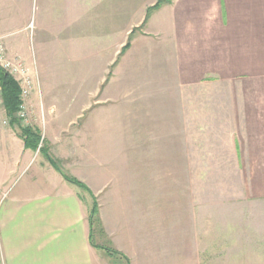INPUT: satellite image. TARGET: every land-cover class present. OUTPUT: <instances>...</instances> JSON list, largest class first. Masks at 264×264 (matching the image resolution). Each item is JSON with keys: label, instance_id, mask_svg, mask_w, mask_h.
<instances>
[{"label": "crops", "instance_id": "crops-1", "mask_svg": "<svg viewBox=\"0 0 264 264\" xmlns=\"http://www.w3.org/2000/svg\"><path fill=\"white\" fill-rule=\"evenodd\" d=\"M149 2L151 0H0V35L8 53L23 59L40 75L43 98L28 104L32 119L39 123L44 117L49 153L64 156L65 172L90 188L88 192L67 181L45 156L47 153H38L35 158L36 149L25 145L22 132L12 123L0 122V264H114L109 252L91 243L89 211L92 193L96 197L123 198L126 192L119 188L109 190L113 184L111 179L98 185L94 183L88 172L98 166L105 168L108 163L95 161L91 148L77 150L73 161L61 143L64 142L61 133L64 124L72 126L83 120L84 128V123L102 122L97 110L106 107L107 102L63 99L57 92L97 91V82H106V68L116 58L112 47V53L106 54L104 60L106 47L99 45L104 41L113 42L117 32L127 30L139 4L143 19ZM169 6L171 40L178 45L183 44L179 41L185 43L180 57L184 56L188 66L196 68L198 74L210 73L206 80H214L211 95L216 97L208 100L200 115L202 139L208 129L223 141L218 144L219 151L225 149L230 159L229 162L226 158L220 159L225 163H220L218 169L257 172V177L250 174L245 178L248 183L244 190L248 193L241 199L259 198L257 201L264 203V191L260 192L263 189L260 184H264V0H173ZM162 9L163 6L155 10L152 17ZM118 42L117 47L123 44L122 40ZM173 55L175 60L179 58L178 52ZM84 57L104 60V64L95 67L96 76L103 73L95 79V85L92 72L86 74L90 77L82 79L74 78L71 70L69 82L62 80L64 61L68 60L67 64L73 66L75 59ZM111 76L117 77L116 73ZM92 133L94 139L101 138L99 131L91 132V137ZM83 157L87 160L83 161ZM22 176H27L26 181L23 178L18 181ZM252 180L259 184L255 186H259L260 196L252 193L255 191L254 185H249ZM104 206L100 204L99 216L109 239L115 248L130 255L126 243L129 230L124 229L123 233L120 226L128 217L121 211L109 216L103 211ZM220 214L221 217L226 215ZM243 215L251 219L240 233V241L251 254L249 264H264V255L259 261L255 260L258 254L253 255L264 252V210L243 211ZM224 245L227 250L229 246ZM231 248L236 250V247ZM154 255L155 252H145L141 256L140 248L137 254L131 255V264H178L176 259L163 261L153 258ZM217 261L226 264L225 259ZM117 264L122 263L119 260Z\"/></svg>", "mask_w": 264, "mask_h": 264}, {"label": "rangeland", "instance_id": "rangeland-1", "mask_svg": "<svg viewBox=\"0 0 264 264\" xmlns=\"http://www.w3.org/2000/svg\"><path fill=\"white\" fill-rule=\"evenodd\" d=\"M158 1L147 3L143 19L140 18L139 4L133 21L127 27L128 31L120 30L113 42L104 41L99 45L106 47L102 58L112 53V47L116 58L106 68V82H97V91L90 90L88 95L74 89L57 92L63 99L107 102L106 107L97 110L102 122L90 121L84 123V128L83 120L72 126L66 123L61 132L64 139L61 143L68 150L69 159L75 161L77 150L89 147L95 161L105 160V164L108 163L105 168L98 166L88 172L96 185L111 179L113 184L109 190L119 188L126 192L123 198L96 197L92 193V203L96 198L99 208L100 204L105 205L103 211L109 216L121 211L128 217L120 226L123 233L126 231L124 229L129 230L126 243L132 253L128 251L130 255L127 256L113 246L101 217L104 231L94 235L95 243L103 246L114 257V264L119 260L127 264L125 257L131 264V255L137 254L140 248L141 256L145 252H155L153 258H162L163 261L176 259L178 264H218V259H225L226 264H233L234 261H238L236 264H249L251 254L240 241V233L249 226L251 219L243 215V211L264 210V203L258 202L259 198L252 201L241 198L248 193L244 190L245 183H248L245 178L250 177V174L257 177V172L218 169L220 163H225L220 159L226 158L229 162L230 155L225 154V149L219 151L218 144L223 141L217 139L216 133L206 129L202 139L203 121L200 116L208 100L216 97L215 94L211 95L214 80H206L210 73L198 70L201 72L198 74L196 68L191 69L186 58L180 57L185 51V43L179 41L183 44L178 45L171 40L169 4L173 0L165 3L162 11L152 17L153 11L147 18L148 9ZM121 40L123 44L117 47ZM127 46L129 50L125 51L123 57ZM176 48L179 53L177 60L173 55L177 53ZM104 60L84 57L75 59L73 66L65 60L62 67L66 68L60 75L61 79L69 82L71 70L74 78L82 79L90 77L86 74L92 72V84L95 85V79L103 75L99 69L101 72L96 76L95 67L99 63L104 64ZM117 62L119 67L116 69ZM30 71L35 77L36 88L26 102L27 107L31 100L43 98L39 72L33 67H30ZM112 73H116L117 77L113 78ZM27 111L26 120L11 125L18 132L30 128L40 134L34 157L38 153H47L45 156L51 163L71 176L62 168L64 156L49 153L44 117L36 123L32 119L33 112L30 109ZM5 112L8 116L7 109ZM95 130L99 131L101 138L94 139L93 133L90 136ZM95 141L99 143L95 144ZM86 160L83 157V161ZM26 177L22 176L18 181L22 178L26 181ZM256 182L252 180L249 185H254L255 191L252 193L260 196L257 193L259 186H255L259 184ZM260 186H263L260 190L263 192L264 184ZM219 210L220 213H226L225 217L220 216ZM112 222H115L114 219ZM224 243L226 247L229 246L227 250ZM231 247H236V250ZM107 248L113 249L114 254ZM255 254H258L255 260L259 261L264 252Z\"/></svg>", "mask_w": 264, "mask_h": 264}, {"label": "trees", "instance_id": "trees-1", "mask_svg": "<svg viewBox=\"0 0 264 264\" xmlns=\"http://www.w3.org/2000/svg\"><path fill=\"white\" fill-rule=\"evenodd\" d=\"M170 2H171V0H159L155 5H153L152 7H150L148 9L147 18L150 17V15L153 11L160 9L165 3H170ZM128 48H129V46L124 48L123 53ZM0 86L2 89V96L4 99L5 107L7 109L8 117L10 118V122L12 124L21 123V119L17 117V113L20 110L21 105H22V100H21V96H20V93H21L20 85L12 77V75L10 73L6 72L2 68H0ZM21 132H22L21 134L23 136V140L25 142V145L27 147L37 149L39 142H40V137H41L40 134H38L37 132H34L30 128H24L23 130H21ZM52 164L59 172H61L63 174V177L67 181L77 185L81 189H84V190L90 192V189L85 185V183L78 180L77 178H74V177H71V176L64 174L61 171V169L58 166H56L55 163L52 162ZM95 199L96 198L93 199L92 207L89 211V222H90V229H91V243L94 246L101 247L104 249L103 246L95 243V238H94V235H96V233L104 231L101 220H100V216H99V204H98L97 200H95ZM107 250L114 254L113 249L107 248ZM125 259H126V263L129 264V260L126 257H125Z\"/></svg>", "mask_w": 264, "mask_h": 264}, {"label": "built area", "instance_id": "built-area-1", "mask_svg": "<svg viewBox=\"0 0 264 264\" xmlns=\"http://www.w3.org/2000/svg\"><path fill=\"white\" fill-rule=\"evenodd\" d=\"M0 68L10 73L12 77L19 83L21 89V100L22 105L20 110L17 113V117L21 119V122L26 120L27 118V110L26 102L29 96L32 94L34 89L36 88V80L35 77L31 74L30 67L26 64V62L19 57H10L7 53L5 45L2 40V36L0 35ZM6 108L4 105V99L2 96V89L0 86V122L3 125H9L10 120L5 112Z\"/></svg>", "mask_w": 264, "mask_h": 264}]
</instances>
